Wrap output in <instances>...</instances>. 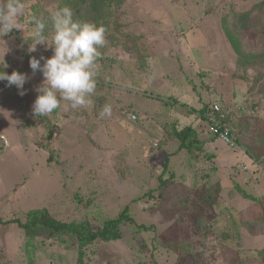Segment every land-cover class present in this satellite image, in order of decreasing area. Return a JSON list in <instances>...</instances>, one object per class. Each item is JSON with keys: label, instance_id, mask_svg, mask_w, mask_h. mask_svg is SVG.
Wrapping results in <instances>:
<instances>
[{"label": "rangeland", "instance_id": "rangeland-1", "mask_svg": "<svg viewBox=\"0 0 264 264\" xmlns=\"http://www.w3.org/2000/svg\"><path fill=\"white\" fill-rule=\"evenodd\" d=\"M33 2L21 0L22 30L0 39V70L8 49L3 71L28 76L23 96L0 80V218L24 220L54 197L62 221L97 223L128 207L138 231L123 225V240L97 241L84 264H264V215L235 188L264 205V0H124L116 11L120 29H111L118 43L106 39L108 49H99L95 78L110 87L108 95L91 94L78 109L62 100L37 118L32 104L43 76L29 59L53 52L42 44L28 51L24 22ZM223 20L252 56L245 65ZM214 102L246 108L250 123L239 149L248 155L215 142L192 166L173 130L196 127L198 110ZM105 105L110 116H83L93 109L99 116ZM213 148L223 167L206 158ZM217 191L222 206L205 209L201 203L209 206ZM75 192L81 205L72 201ZM56 240H34L30 249L16 224L0 225V264H76V241Z\"/></svg>", "mask_w": 264, "mask_h": 264}, {"label": "trees", "instance_id": "trees-1", "mask_svg": "<svg viewBox=\"0 0 264 264\" xmlns=\"http://www.w3.org/2000/svg\"><path fill=\"white\" fill-rule=\"evenodd\" d=\"M123 2L124 0H34V2L30 6L29 13L26 15L24 22L27 31L31 34L28 38V44H31L33 42L32 31L34 28V24L32 23V20L38 19L42 20L45 23L46 27L44 34L47 37L50 33L53 32L51 20L53 13L59 8L65 6L71 8L73 13V21L93 23L97 26L102 25L106 28L105 38L107 40H115L116 43H118V40H116L112 35L113 31L111 29L113 28L114 31L120 29V19H117L116 11H119L123 7ZM262 5H264L263 2H261V6ZM245 20L246 19L244 18L243 22ZM226 21L223 20L221 24L222 28L225 31V35L229 39V42L236 51L237 55L240 57V64L245 65V61L248 59V57L252 58V56L245 54L242 51L240 42L241 40L236 36L237 34H233ZM238 21H240V16H238ZM110 37L112 38L109 39ZM108 47L109 46H107L105 42L102 48H104L105 51L108 49ZM109 90L110 87L107 84H104V82L102 84L97 82L96 89L93 95H95V93L99 95L100 93L104 96H107ZM214 105H219V107L222 109L223 113L225 114L223 118H221L218 114L212 113V107ZM245 109L246 108L244 106L237 102L232 105H222L215 102L208 105L206 104L197 112L196 120L198 121V125H196V127L185 126L179 130H173V137L179 141V148L177 151L180 152L182 150H187L189 152V156L192 157V161H189L192 166H195L199 161V155L202 153V151H204V145L212 144L215 142H220L225 147L230 149L240 151L244 150L243 152L248 155L245 149H239L243 148L242 143L239 141V133L241 130L243 131V129L246 128L250 123L248 118H245ZM82 113L87 120H97L98 118H100L94 111V109L93 112L87 113L86 111H82ZM133 117L135 119V116ZM213 123L218 124L220 127H225L226 125H230L232 127V131L230 132V139L234 142V146H230L229 144L226 145L224 142L220 141L216 136L212 135L209 132V124ZM202 133H206V135L204 136V140H200L199 138ZM262 136H264V134H262ZM203 156L205 157V155ZM206 158L208 159V161H214L216 156L215 154L209 153V155H206ZM168 163L169 160H165L163 170H166ZM213 173L214 175L216 174V169ZM159 179L161 181L159 184L160 187L164 186L167 183L165 180H161V177ZM217 186L220 189V185L218 184ZM235 188L237 192L241 196H243V198L255 202L253 204L260 207L259 212H262L264 215V205L261 202L262 200L253 198L251 195L248 196L245 191H243V189L239 187L238 184L235 185ZM219 193L220 191H217V193L214 194V202L210 199L206 201L208 202L209 206H205L203 203H201L205 207V209L213 210L215 206H222L218 200ZM150 194L148 193L147 196ZM74 195L75 199L72 201L76 202L77 205H81L83 203V196L77 194L76 192ZM54 200L55 197L53 201H48L44 207L29 211L27 214H25L24 220L19 218H12L4 221L0 218V225L6 226L16 224L17 227L21 229V234L23 235V237L27 240L26 247L30 249L34 248L33 242L37 239H42L43 241H57L56 239H63L64 237H67L75 240L77 243L76 264H84V256L86 255V251L97 241H100L104 244L122 241L123 236L121 227L123 225L133 224L137 231L139 229L135 225L132 216L129 215L128 207L124 208L116 217L106 218L97 223H92L88 219H72L69 221L59 220L54 210L56 206V201ZM201 202H203V200H201ZM202 210L205 211L203 208ZM228 216L229 215H227V217ZM139 227L140 229H142V231H149L145 226Z\"/></svg>", "mask_w": 264, "mask_h": 264}, {"label": "clouds", "instance_id": "clouds-1", "mask_svg": "<svg viewBox=\"0 0 264 264\" xmlns=\"http://www.w3.org/2000/svg\"><path fill=\"white\" fill-rule=\"evenodd\" d=\"M25 8L21 0H6L0 6V39L13 29L22 30L18 17L24 15ZM71 8L65 6L56 10L52 17L53 32L51 44L45 36V23L33 19V42L29 52H35L37 44L52 48L53 54L40 59L30 57L29 67L33 73L39 71L43 76L38 95L32 104L34 117H44L60 107V102L67 101L71 109H78L90 103V96L96 89L97 61L101 56L99 49L106 42V28L88 22H75ZM7 48V47H6ZM2 54L0 80L7 81V86H15L18 94L25 95L24 85L28 76L18 71L11 74L3 71L8 65ZM43 60V63H41ZM111 106L105 105L99 113L100 118L111 115Z\"/></svg>", "mask_w": 264, "mask_h": 264}, {"label": "built area", "instance_id": "built-area-1", "mask_svg": "<svg viewBox=\"0 0 264 264\" xmlns=\"http://www.w3.org/2000/svg\"><path fill=\"white\" fill-rule=\"evenodd\" d=\"M212 113L220 115L221 118H223L225 115L219 105H214L212 107ZM208 130L212 135L216 136L220 141L224 142L226 145H235L234 142L230 139V132L232 131V127L230 125L220 127L218 124L213 123L209 124Z\"/></svg>", "mask_w": 264, "mask_h": 264}, {"label": "crops", "instance_id": "crops-1", "mask_svg": "<svg viewBox=\"0 0 264 264\" xmlns=\"http://www.w3.org/2000/svg\"><path fill=\"white\" fill-rule=\"evenodd\" d=\"M213 144H208V145H204V149H206V147L208 146V149L212 146ZM217 149V148H216ZM216 149H214L213 148V154H215L216 155V158H215V163H216V165H218V167H223L224 165H226L227 163H225V164H219V163H217V150ZM245 155H247V154H245ZM231 166V165H230ZM215 169H216V173H217V167L215 166ZM246 200H248V201H250V202H253L252 200H249V199H246ZM253 203H255V202H253Z\"/></svg>", "mask_w": 264, "mask_h": 264}]
</instances>
